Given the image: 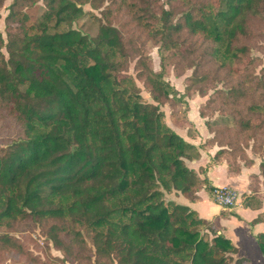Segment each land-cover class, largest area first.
Masks as SVG:
<instances>
[{
  "label": "trees",
  "instance_id": "16d2710c",
  "mask_svg": "<svg viewBox=\"0 0 264 264\" xmlns=\"http://www.w3.org/2000/svg\"><path fill=\"white\" fill-rule=\"evenodd\" d=\"M40 1L45 12L29 24L26 10ZM104 1L12 0L8 8L6 36L0 31V249L35 263L11 233L40 227L72 264H249L198 212L168 199L179 192L193 202L207 181L187 167L197 147L162 108L178 119L177 105L212 88L199 115L211 134L204 146L218 148L213 163L238 173L254 163L251 149L264 178V66L252 55L264 43V0H168L169 10H157L159 0H109L95 37L72 28L85 5ZM149 42L183 73L192 70L183 94L151 68ZM256 239L264 254V233Z\"/></svg>",
  "mask_w": 264,
  "mask_h": 264
},
{
  "label": "crops",
  "instance_id": "0c3cea01",
  "mask_svg": "<svg viewBox=\"0 0 264 264\" xmlns=\"http://www.w3.org/2000/svg\"><path fill=\"white\" fill-rule=\"evenodd\" d=\"M200 119L203 121L205 131H201L203 127L198 129L199 126L196 124L194 128L198 129L199 132L197 140L187 137L177 128L171 127L197 147V151L192 153L193 159L187 160L186 165L202 179H205L207 181L206 185L197 192V199L193 202L179 192H172L167 197L195 210L201 218L215 226L218 234L230 239L239 248L236 257L248 259L249 264H264V254L261 252L256 239L257 234L264 233V184L262 183L263 177L260 175V161L253 158L254 163L252 165L242 164L240 172L232 174L229 173L226 161L214 164L213 158L218 148L202 146L211 137V134L205 125V120L201 117ZM254 178H258L260 181L256 191L251 189ZM206 186H209L212 190H209ZM216 187L237 190L243 198L242 206L228 209L215 203L211 191Z\"/></svg>",
  "mask_w": 264,
  "mask_h": 264
},
{
  "label": "rangeland",
  "instance_id": "374dc122",
  "mask_svg": "<svg viewBox=\"0 0 264 264\" xmlns=\"http://www.w3.org/2000/svg\"><path fill=\"white\" fill-rule=\"evenodd\" d=\"M12 0H5V3L0 11L2 19L0 20V31L5 35V18L8 15V8L11 5ZM110 4L109 0L104 1L103 5L99 9H94L91 4H87L84 6L85 15L74 22L72 25L73 29H77L81 31L83 34L89 37H95L98 34L100 27V18L102 16L101 12L104 10L106 6ZM157 10L160 8H165L166 10L170 9V3L168 0H159L157 2V6L155 7ZM26 12L30 15L31 20L29 24H34L38 21L43 13L45 12V6L42 1L37 3L35 6L30 7L26 10ZM66 27L62 26L58 31L65 30ZM52 31H57L55 28ZM263 47V48H262ZM146 53L151 59V68L156 73H163L164 80L168 81L172 86H174L180 94L185 92V88L188 82L189 77L192 76V70H185L184 73L181 71L182 67L177 69L175 67V59L168 56V52H161L159 49V45L153 42H149L146 44ZM168 56L166 60L163 59V55ZM254 57L257 59H261V64L264 66V43L259 49H255L252 53ZM183 75H181L182 73ZM129 74L135 78L137 75V71L135 69V62L131 64ZM137 85L141 89V95L143 97V101L152 102V98L149 93L146 91L143 82L137 80ZM212 88L209 89V93L206 96H203L199 92H195L191 97H187L186 100L180 103L177 106H180L177 110L176 116L178 119H174L170 116V109L168 106H164L162 111L166 114V121L170 126L177 128L181 133H183L187 137H192L197 140V135H199L198 129L202 128L201 131H205L203 126V121L199 116V106H205L211 95L213 94ZM188 109V112L185 114L183 111ZM187 119L189 122L183 121ZM201 122H200V120ZM213 119H216V122L223 124L225 126L231 127L233 125V119L228 117H223L222 115L215 113ZM179 121V124L176 121ZM181 123V124H180ZM196 124L199 126L198 129L194 127ZM200 131V133H201ZM202 137V136H201ZM203 138V137H202ZM204 146V145H202ZM206 147V146H205ZM247 156L250 158H256L262 161V158L258 155H255L251 149L247 150ZM264 156V155H263ZM254 160V159H253ZM260 183L259 179L256 178L254 180V184L258 185ZM264 183V178L262 180ZM254 186V185H252ZM212 193V191H211ZM1 234V232H0ZM12 235L19 237L25 249L31 254L33 257L37 258L35 263H32V259L29 257L9 255L6 250L0 249V264H72L69 261L65 260V256L63 252L58 250L54 244L49 241L42 231L40 227H35L33 229H27L24 232H13Z\"/></svg>",
  "mask_w": 264,
  "mask_h": 264
},
{
  "label": "built area",
  "instance_id": "2783aa9c",
  "mask_svg": "<svg viewBox=\"0 0 264 264\" xmlns=\"http://www.w3.org/2000/svg\"><path fill=\"white\" fill-rule=\"evenodd\" d=\"M212 197L215 203L228 209H235L243 204L242 195L232 188L216 187L212 191Z\"/></svg>",
  "mask_w": 264,
  "mask_h": 264
}]
</instances>
